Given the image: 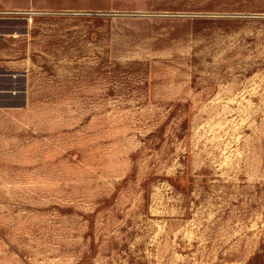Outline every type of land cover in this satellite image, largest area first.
Listing matches in <instances>:
<instances>
[{
	"label": "rangeland",
	"instance_id": "obj_1",
	"mask_svg": "<svg viewBox=\"0 0 264 264\" xmlns=\"http://www.w3.org/2000/svg\"><path fill=\"white\" fill-rule=\"evenodd\" d=\"M0 264H264V0H0Z\"/></svg>",
	"mask_w": 264,
	"mask_h": 264
}]
</instances>
